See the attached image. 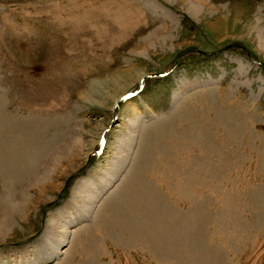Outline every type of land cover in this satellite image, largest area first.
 Segmentation results:
<instances>
[{
    "label": "rangeland",
    "instance_id": "rangeland-1",
    "mask_svg": "<svg viewBox=\"0 0 264 264\" xmlns=\"http://www.w3.org/2000/svg\"><path fill=\"white\" fill-rule=\"evenodd\" d=\"M0 264H264V0H0Z\"/></svg>",
    "mask_w": 264,
    "mask_h": 264
}]
</instances>
